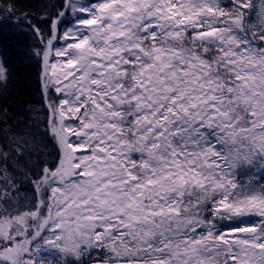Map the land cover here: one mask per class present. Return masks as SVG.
I'll return each mask as SVG.
<instances>
[{"label":"snow or ice","instance_id":"obj_1","mask_svg":"<svg viewBox=\"0 0 264 264\" xmlns=\"http://www.w3.org/2000/svg\"><path fill=\"white\" fill-rule=\"evenodd\" d=\"M9 26L40 100L0 108V264H264V0H0Z\"/></svg>","mask_w":264,"mask_h":264},{"label":"trees","instance_id":"obj_2","mask_svg":"<svg viewBox=\"0 0 264 264\" xmlns=\"http://www.w3.org/2000/svg\"><path fill=\"white\" fill-rule=\"evenodd\" d=\"M29 2L30 0H18L21 6ZM31 45L32 39L25 33L10 26L6 30H0V53L4 54L13 70L7 88H0V108L7 107L13 112H19L40 100L39 68L27 55Z\"/></svg>","mask_w":264,"mask_h":264}]
</instances>
